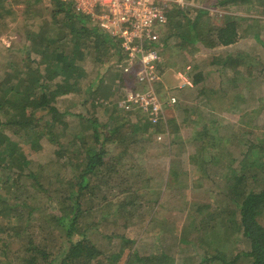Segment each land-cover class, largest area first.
Here are the masks:
<instances>
[{
	"label": "trees",
	"instance_id": "trees-1",
	"mask_svg": "<svg viewBox=\"0 0 264 264\" xmlns=\"http://www.w3.org/2000/svg\"><path fill=\"white\" fill-rule=\"evenodd\" d=\"M14 2L25 3L27 14L39 18V22L38 28L26 30V38L30 42L28 49L24 46L27 57L20 60L7 56L3 63V76H0V257H6L0 260V264H15L16 261L19 264H93L95 260L100 263L102 260L98 256L102 250L87 235L89 229L99 226L88 218L97 210L101 211L105 220L110 218L111 213L122 214L124 209L125 215L129 214L127 205L137 209L136 201L140 197L134 185L127 187L131 183L127 177L124 191L127 195L129 193V197L118 203L110 201L121 174L119 166L125 157V172L133 171L131 168L139 166L135 153L146 150L143 145L149 142L148 135L177 132L178 119L164 117L154 123L150 113L138 105L128 112L125 110V119L119 117L122 109H114L109 113L110 120L106 121H100L93 112H89L88 116L78 114L83 121L82 129L71 137L69 145L73 148L69 149L63 140L68 137L70 123L66 120L67 113L61 112L55 102L60 95L79 89V81L85 74L79 62L87 58L86 55H94L100 62L107 60L106 57L112 53L121 55V40L101 31L91 15L78 12L72 4L63 0H51L48 18L44 16V10L35 9L40 0ZM250 2L220 0L218 6ZM11 7L13 0H0L1 15L3 11L13 12ZM196 12L191 18L184 9L174 7L169 10V21L162 31V37L154 43L160 50L162 61L163 56L171 57L178 48H181L179 55L183 57V50L198 41L210 46H229L240 39L241 25L233 16L226 17L220 25H213L204 17L206 9L199 8ZM4 16H0V19L3 17L0 24L5 28L8 25L4 22ZM178 17L182 23L177 21L180 20ZM185 27L188 32L182 36L177 30ZM176 37H183L184 41L175 43ZM256 37L259 39V36ZM32 52L39 54L40 58H33ZM186 58L184 56L183 59ZM186 66L184 63L182 68ZM158 67H161V63ZM187 73L194 92L186 96L182 92L186 88L179 89L176 104L179 111L186 112L188 101L198 100L201 96L206 97L207 102H218L216 90L199 86L205 80L199 64ZM134 77V74L122 71L120 84L125 86L130 78L136 79ZM105 88L108 90V87ZM95 94L93 107L96 100L106 98L107 92L101 93L99 88ZM132 114L140 117L139 120L135 118L137 121H134ZM43 140L57 148L55 154L62 160V165L58 160L60 170L57 172H46L44 163L30 159L25 151V145L34 150L41 149ZM111 144L118 145L120 152L110 154ZM251 148L255 152H264L263 144L252 143ZM68 155H73L70 169L65 162ZM251 169L244 168L231 186L229 200L230 206L235 209L233 212L228 210L226 215L225 211L217 212L219 208L207 212L212 226L208 238L212 240L211 243L220 242L221 246L222 241H230L226 237L228 229L237 231L249 247L242 257L249 258L250 264H264V181L260 168ZM168 186H171L170 183ZM53 202L58 211L52 208ZM97 204L100 205L97 207ZM104 205H118L119 210L117 208L113 212L109 209V212L107 208H102ZM202 208L209 206L199 204L195 212L200 213ZM42 219V232L36 235V222ZM227 223L230 225L225 226ZM221 226L225 228L222 240L213 235ZM185 236L183 234L181 239L188 243L189 239ZM125 241L133 243V240ZM10 254L16 256L10 259ZM235 259L228 264H233ZM132 261L139 264H170V256L165 252L141 255L133 249L124 264H132Z\"/></svg>",
	"mask_w": 264,
	"mask_h": 264
},
{
	"label": "rangeland",
	"instance_id": "rangeland-1",
	"mask_svg": "<svg viewBox=\"0 0 264 264\" xmlns=\"http://www.w3.org/2000/svg\"><path fill=\"white\" fill-rule=\"evenodd\" d=\"M219 1L188 0L189 6L184 10L192 18L197 13L196 9H206L204 17L213 25H220L226 17L233 16L241 25L240 39L229 46H210L198 41L193 45L189 44V49L182 48L183 57L179 55L181 48H178L179 52H172L171 57L163 56L159 68L162 82L156 92L166 102L169 95H178L181 86L186 88L182 91L184 95L189 96L194 89L193 92L188 89L187 86L190 85L186 83L185 77H189L187 72L199 64L205 77L199 86L216 90L219 100L217 103H206V97L201 96L199 100L194 99L195 105H187L186 112L179 111L177 103L170 107L167 105L166 118L178 119L177 132L170 135H148L149 142L143 145L146 150L135 153L140 168L136 166L131 168L133 171L125 172L124 157L119 166L121 174L114 191L112 190L110 201L118 203L129 197V193L127 195L124 191L127 177L131 181H128L127 187L134 185L140 197L136 201L138 206L136 209L127 205V215L124 209L122 214L111 213L110 218L104 220L101 211L97 210L88 218L99 228L89 229L87 235L102 250L98 256L102 261L99 263L95 260L93 264H124L133 249L141 255L165 252L170 256V264H228L234 258L233 264H250L249 258L242 257L249 247L241 233L228 229L226 237L230 241H222L221 246L220 242L211 243L208 234L212 226L206 214L217 208V212L225 211L226 215L228 210H235L231 207L229 192L244 168H260L264 181V152L250 149L252 143L264 145V0L226 6H218ZM51 6V0H40L35 9L44 10V16L48 18ZM11 8V13H0V16L5 15L4 22L8 25L4 28L0 24V76H3L2 68L7 56L9 59L20 60L27 57L24 46L28 49L30 42L26 38V30L38 28L39 22V18L27 14L28 7L25 3L13 0ZM177 19L182 23L180 17ZM183 22L186 20L183 19ZM173 32L176 33V30ZM177 32L184 36L188 29L180 28ZM174 41L179 43L184 40L183 37H176ZM168 53L170 52L166 54ZM119 55L112 53L106 57V62L98 61L94 55H86L87 58L79 62L85 73L79 81V89L57 98L56 107L67 113L66 120L70 123L68 137L63 140L66 146L70 144L71 137L82 129L83 121L78 114L88 116L89 112H93L100 121H106L110 120L109 113L114 109H122L118 110L119 117L125 119L126 111L135 107L125 109L123 106L126 90L133 87L135 82L130 78L125 86L120 84V65L126 63V60L122 54ZM31 56L40 58L35 52ZM184 56L187 58L183 59ZM237 62L240 64L236 65ZM184 63L185 66L190 65V68L186 66L184 70ZM179 72L184 76H180ZM136 85L138 89L144 87L138 83ZM99 88L101 93L105 91L107 95L106 98L96 100L93 107L92 101ZM203 101L205 104H201ZM136 114L131 115L134 121H137L135 118H140ZM24 148L30 159L44 163L46 172L60 170L58 160L61 165L62 160L55 154L57 148L47 140H43L39 150H34L29 145ZM72 148L69 145V149ZM120 150L118 145L109 146L112 155ZM68 156L65 162L70 169L73 155ZM131 173L138 174L131 177ZM199 204H207L209 208H202L200 213L195 212ZM51 206L58 211L55 202ZM104 207L107 208L106 211L111 209L110 211L116 212L118 205H104L102 208ZM231 212L229 214L232 216ZM262 222L264 223V215ZM36 224V235H39L43 229L40 224H44V220L37 221ZM224 231L225 228L221 226L213 235L222 240ZM183 234L188 237V243L182 241ZM125 240H133V243ZM15 256L10 254L9 258L13 259ZM217 256L226 260V263ZM1 259L6 257H0ZM15 264L19 263L16 261ZM132 264L139 263L132 261Z\"/></svg>",
	"mask_w": 264,
	"mask_h": 264
},
{
	"label": "built area",
	"instance_id": "built-area-1",
	"mask_svg": "<svg viewBox=\"0 0 264 264\" xmlns=\"http://www.w3.org/2000/svg\"><path fill=\"white\" fill-rule=\"evenodd\" d=\"M63 1L72 4L80 13L91 15L101 31L121 40L122 55L126 63L120 67L122 71L134 74L136 78L134 87L126 90L124 108L130 109L129 107L138 105L150 113V119L154 123L166 117V106H174L177 96L171 94L165 102L156 94L162 82L158 69L162 56L154 43L162 37V31L169 21V10L174 7L188 8V0ZM179 74L184 76L182 72ZM185 79L192 86L191 78L187 76ZM137 83L144 87L138 89Z\"/></svg>",
	"mask_w": 264,
	"mask_h": 264
},
{
	"label": "crops",
	"instance_id": "crops-1",
	"mask_svg": "<svg viewBox=\"0 0 264 264\" xmlns=\"http://www.w3.org/2000/svg\"><path fill=\"white\" fill-rule=\"evenodd\" d=\"M187 87H189L188 89L189 90H191V91H193V89H194V86H193V84H192V86H187ZM185 90V89H184ZM199 100V99H198ZM204 100H206V103H207V99L206 98H204ZM205 104V102L203 101V102H201V104ZM188 104H192V105H195V102L194 101H188ZM187 107V106H186Z\"/></svg>",
	"mask_w": 264,
	"mask_h": 264
}]
</instances>
